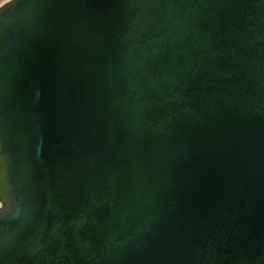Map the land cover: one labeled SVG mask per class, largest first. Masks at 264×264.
I'll return each mask as SVG.
<instances>
[{
  "label": "water",
  "instance_id": "95a60500",
  "mask_svg": "<svg viewBox=\"0 0 264 264\" xmlns=\"http://www.w3.org/2000/svg\"><path fill=\"white\" fill-rule=\"evenodd\" d=\"M0 264H264V0L0 6Z\"/></svg>",
  "mask_w": 264,
  "mask_h": 264
},
{
  "label": "snow or ice",
  "instance_id": "6c2138e0",
  "mask_svg": "<svg viewBox=\"0 0 264 264\" xmlns=\"http://www.w3.org/2000/svg\"><path fill=\"white\" fill-rule=\"evenodd\" d=\"M4 178H3V170H2V167H0V181H3Z\"/></svg>",
  "mask_w": 264,
  "mask_h": 264
},
{
  "label": "rangeland",
  "instance_id": "374dc122",
  "mask_svg": "<svg viewBox=\"0 0 264 264\" xmlns=\"http://www.w3.org/2000/svg\"><path fill=\"white\" fill-rule=\"evenodd\" d=\"M8 0H0V6L3 4V3H5V2H7Z\"/></svg>",
  "mask_w": 264,
  "mask_h": 264
}]
</instances>
